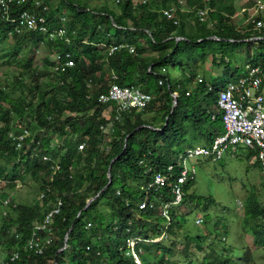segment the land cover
<instances>
[{
  "label": "trees",
  "instance_id": "obj_1",
  "mask_svg": "<svg viewBox=\"0 0 264 264\" xmlns=\"http://www.w3.org/2000/svg\"><path fill=\"white\" fill-rule=\"evenodd\" d=\"M237 1L58 0L53 6L46 0H16L9 19L0 7V69L7 65L9 70L8 76L0 75V181L4 184L0 195L11 197L17 183L27 177L39 189L34 205L11 197L17 208L11 206L8 215L0 209V236L9 251L22 253L14 264H137L128 255L132 239L146 240L136 244L142 264H180L171 257L176 251L189 256L193 244L204 256L199 263L188 264H236L227 245L220 251L213 243L207 250L204 237L181 235L188 215L183 217L180 210L190 203H199L198 208L205 202L212 205L215 199L189 192L196 177L194 166L187 182L178 183L183 168L176 163L174 149L187 135L209 147L226 133L219 92L245 74L234 72L232 80L222 83L200 80L197 71L210 59L224 65L234 53L230 49L248 46L246 66H260L264 78V29H256L249 12L243 13L247 26H238ZM201 8L209 9L203 23L197 17ZM164 9L172 10L173 17L166 16ZM23 10L38 19L43 16L45 23L35 30L17 31L11 20ZM176 17L179 25L174 24ZM41 27L67 32L64 38L52 39ZM121 44L133 45L136 53L110 52ZM42 49L48 54L36 63ZM58 55L63 59L57 60ZM187 71L186 79L177 77ZM226 73H231L227 66ZM112 84L139 87L155 97L145 110L116 112L114 103L98 100ZM26 129L30 136L19 140ZM239 150L255 157L260 167L257 150ZM158 174L167 175V181L159 189L149 188ZM176 186L183 193L178 205H174ZM59 200L63 205L51 224L52 245L41 256L27 251L34 224ZM246 201L243 228L255 246L264 247V201L255 194ZM166 205L171 206L167 217ZM179 237L184 239L181 250ZM169 239L174 241L171 246ZM244 258L250 264L254 256L246 250Z\"/></svg>",
  "mask_w": 264,
  "mask_h": 264
},
{
  "label": "rangeland",
  "instance_id": "obj_2",
  "mask_svg": "<svg viewBox=\"0 0 264 264\" xmlns=\"http://www.w3.org/2000/svg\"><path fill=\"white\" fill-rule=\"evenodd\" d=\"M46 1H48L50 5L55 6L58 0ZM94 1L95 0H90L91 3H95ZM99 1L113 2V0ZM248 1L249 0H242L235 3L238 26L246 27L248 24L246 16L243 14V9L252 5V3L247 5ZM143 42L146 43V41ZM248 49V46L230 49L229 52L234 53L230 54L228 57V63L224 65L220 64L221 66L213 64L210 59L202 69L197 71L199 79L208 80V82L213 83L216 77L224 72L226 66L227 69L231 71L228 75L226 73V81L232 80L235 73L245 74V66L250 59ZM253 51H255L254 47H251L250 53L252 55ZM47 54L48 52L45 49L37 53L36 63H39ZM1 62L2 60L0 57V64ZM7 71H9L8 66L1 65L0 75L8 76ZM12 75L13 72L11 76ZM188 75L189 71L185 74L181 72L177 73V77L181 80L186 79ZM196 83L197 82H195L193 86L194 88L197 86ZM109 103L110 102L107 104ZM150 116L151 114L147 115V117ZM203 145L201 140H193L190 135H187L174 149L176 152V163L181 166L188 149ZM255 162L256 158L248 157L243 150H239L237 153L229 152L222 161H216L208 157L187 159L185 162L187 168L190 170L194 166L196 169L195 181L189 192L204 197L205 199L212 197L215 199V204L210 205L205 202L206 205L202 208H198L201 206H199V203L197 205L190 203L188 206L183 207L180 210V214L183 215V217H187L188 215V218H186V227L184 231H181V235L188 233L193 237L197 235L204 237V246L207 247V250L209 244L216 243L215 246L220 251L225 249L224 245H227L228 251L235 255L233 257L236 260V264H245L244 253L246 250H250L251 255L254 256V259L249 260L250 264H264V247L255 246L253 238L247 234L243 228L245 211L243 205L247 203L246 200L248 197L255 194L264 201L262 172ZM1 185L4 186L3 183H1ZM17 185L18 187L10 192L11 197L16 202L29 203L32 205L38 202L39 189L36 182L31 177H27L25 182H19ZM225 238L228 239V241H226L227 243H220V240H224ZM177 241L179 244L178 248L181 250L184 246V239L179 237ZM173 242V240L169 239L167 245L171 246ZM203 256L204 255L199 253L195 248V244H193L189 251V256H184L181 251H176L175 255L171 257V261L180 264H188V262L191 261L199 263ZM150 262H155V259H152ZM247 263L248 261H246V264Z\"/></svg>",
  "mask_w": 264,
  "mask_h": 264
},
{
  "label": "built area",
  "instance_id": "obj_3",
  "mask_svg": "<svg viewBox=\"0 0 264 264\" xmlns=\"http://www.w3.org/2000/svg\"><path fill=\"white\" fill-rule=\"evenodd\" d=\"M16 0H0V7L2 12L9 19L11 14V3ZM23 2L25 0H17V2ZM142 1L143 3H149V0H136ZM39 4V1H36ZM208 8H201L197 10V17H199L201 23L205 21L208 15ZM249 12V19L256 24V29H264V19L256 21V17L259 14H264V0H254V5L251 8H244L243 13ZM163 13L169 18L173 17V11L170 9H164ZM65 19V18H63ZM12 23L16 26L17 31L25 29L35 30L38 24L45 23V18L41 16L39 19L34 14L27 10H23L17 14L16 18H13ZM174 24L179 25V18H174ZM41 32L49 35L50 38H64L66 35V29L60 28L54 31H48L46 28L41 27ZM69 41V39H66ZM121 50H127L131 53H136V48L131 44L114 45L110 48V52H117ZM69 58V56H67ZM63 59V56H57V60ZM72 62H68V66L72 65ZM245 75L238 81H229L225 88L219 92V106L224 112L223 120L226 126V133L219 136L215 142L209 147L198 146L190 148L186 151V156L183 158L182 172L178 178V183L183 185L187 182L190 177L191 171L186 166L187 159H194L199 157H208L216 161H222L226 154L229 152H237L240 148L252 149L258 151L260 160V169L264 181V93L262 90L263 86V75L260 66L247 65L245 68ZM112 79H116L112 76ZM154 99V95L145 92L139 87H122L116 84H112L106 93H102L99 96L101 103H114V110L120 111H131V110H145ZM120 115H115V120ZM100 129L104 130L103 126ZM22 134L18 136L19 140L24 141L27 139L31 132L24 130ZM15 136V135H13ZM85 145L79 146V150H84ZM59 167H56L58 169ZM172 167L169 168L171 170ZM167 175L158 174L155 178V182L149 184L151 189H159L167 181ZM2 182L0 181V184ZM176 194V201L174 205H178L182 200V189L176 186L174 190ZM44 198V194L41 195ZM1 210L4 215L9 214V208L11 206L16 207L18 204L11 199V197L3 198L0 195ZM62 201H58L52 210L46 215V217L34 224L31 237L28 243L25 245L27 251H32L35 255H45L49 247L52 245L53 238L51 233L53 232L52 222L55 214L60 213L62 207ZM145 207V204L142 205ZM171 208L170 205L165 206L164 215L167 217V210ZM13 235V234H12ZM19 236V239H22ZM138 241H146L140 239H132L128 242V255L135 258L137 264H142L141 259L136 253V244ZM22 256L19 249L8 250L4 239L0 236V264H14Z\"/></svg>",
  "mask_w": 264,
  "mask_h": 264
},
{
  "label": "water",
  "instance_id": "obj_4",
  "mask_svg": "<svg viewBox=\"0 0 264 264\" xmlns=\"http://www.w3.org/2000/svg\"><path fill=\"white\" fill-rule=\"evenodd\" d=\"M210 39H212V40H221V39H219V38H217V37H211ZM257 39H261V38H254V40H257ZM181 40H183V38H178V41H181ZM231 41V40H230ZM174 102H175V104H176V100H174ZM173 105V109H174V107L176 106V105ZM153 128V127H152ZM153 129H155V128H153ZM107 178H108V184H107V186L110 184V180H111V177H110V167L108 168V171H107ZM106 186V187H107ZM105 187V188H106ZM104 188V189H105ZM98 195H96L94 198H92V199H90L89 201H88V203H87V206H86V208L91 204V202H93L94 200H95V198L97 197Z\"/></svg>",
  "mask_w": 264,
  "mask_h": 264
},
{
  "label": "crops",
  "instance_id": "obj_5",
  "mask_svg": "<svg viewBox=\"0 0 264 264\" xmlns=\"http://www.w3.org/2000/svg\"><path fill=\"white\" fill-rule=\"evenodd\" d=\"M240 1H242V0H238L237 2H240ZM251 3L253 4V1L252 0H249L247 2V5H250ZM224 81H225V74H224V72L222 74H220L218 77H216V79H215V82H217V83H222ZM207 82H208V80H207Z\"/></svg>",
  "mask_w": 264,
  "mask_h": 264
},
{
  "label": "bare ground",
  "instance_id": "obj_6",
  "mask_svg": "<svg viewBox=\"0 0 264 264\" xmlns=\"http://www.w3.org/2000/svg\"><path fill=\"white\" fill-rule=\"evenodd\" d=\"M264 79V78H263ZM264 92V91H263ZM155 97V96H154ZM107 104V103H106ZM150 105V104H149ZM135 111V110H134ZM126 112V111H125ZM133 112V111H132ZM116 115V114H115ZM119 120H120V118H119ZM241 149V148H240ZM233 153V152H232ZM258 153V152H257ZM228 155V154H227ZM224 160V159H223ZM183 199V198H182ZM0 209H1V207H0Z\"/></svg>",
  "mask_w": 264,
  "mask_h": 264
},
{
  "label": "clouds",
  "instance_id": "obj_7",
  "mask_svg": "<svg viewBox=\"0 0 264 264\" xmlns=\"http://www.w3.org/2000/svg\"><path fill=\"white\" fill-rule=\"evenodd\" d=\"M128 250H129V248H128ZM133 257V256H132ZM142 262V261H141Z\"/></svg>",
  "mask_w": 264,
  "mask_h": 264
}]
</instances>
